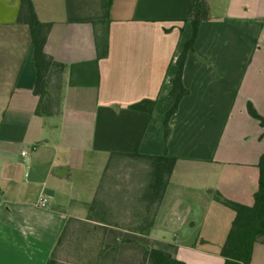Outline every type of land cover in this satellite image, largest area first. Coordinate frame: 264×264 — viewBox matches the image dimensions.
<instances>
[{
  "label": "crops",
  "instance_id": "obj_1",
  "mask_svg": "<svg viewBox=\"0 0 264 264\" xmlns=\"http://www.w3.org/2000/svg\"><path fill=\"white\" fill-rule=\"evenodd\" d=\"M30 1L50 24L44 51L65 71L58 113L36 116L29 28L16 22L19 0H0V264H46L70 219L86 223L66 239L74 231L100 237L90 264H154L145 249L184 264H223L233 213L214 196L252 206L264 154V128L246 110L250 103L264 117V0H205L209 16L182 73L188 94L169 120L166 152L177 161L151 213L136 208L146 166L128 156L164 153L191 0ZM105 29L108 51L98 58ZM144 100L154 101L151 114L131 108ZM130 164L142 174L141 184L130 168L122 179L134 185V199L123 192L108 200L105 219L120 223L95 228L90 204L110 172ZM41 193L45 209L37 206ZM143 219L153 221L149 233L128 227ZM249 264H264V238Z\"/></svg>",
  "mask_w": 264,
  "mask_h": 264
},
{
  "label": "trees",
  "instance_id": "obj_2",
  "mask_svg": "<svg viewBox=\"0 0 264 264\" xmlns=\"http://www.w3.org/2000/svg\"><path fill=\"white\" fill-rule=\"evenodd\" d=\"M208 16V7L205 0H191V13L188 17V21L191 24V35L189 39L184 42L182 50L175 61L176 71L170 80L171 88L169 95L172 97L173 103L170 109L165 113L163 120L164 153L160 156L139 154L128 156L132 159L139 160L146 166L147 172L144 184L137 196L138 203L142 201L143 207H140V205L136 207L141 208L145 213H151V204L157 206L160 203L177 161L176 158L168 156L166 152V144L170 134L169 120L177 111L181 99L188 94V90L182 83L184 64L187 54L193 51L194 42L201 24L208 19ZM16 22L27 25L30 32L35 68L33 93L38 97V103L34 113L39 117L56 115L61 104V78L65 71V66L56 63L44 51L50 24L42 23L38 20L30 0H19ZM96 48L98 58L106 57L108 51L106 29L96 38ZM153 107L154 101L148 100L131 106L133 109L145 111L148 114L152 113ZM246 110L249 116L258 121L259 125L264 128V117L260 116L250 103H247ZM114 156L115 154L110 155L108 164L111 163V159ZM257 168L258 183L257 190L253 195L252 206H246L227 200L219 193H216L214 196L218 203L225 206L233 213V219L225 242L220 249V256L224 259L223 264H249L254 245L264 238V154L260 156ZM107 213L108 209L106 202H102L99 199V195H97L90 204L88 220L100 224L99 226L94 225V227L99 230L105 229L103 225H119L120 222L107 221L105 219ZM75 222L78 223L79 221L70 219L66 222L46 264H57L56 258L59 251L58 249L65 241V234L68 229L76 225ZM82 223L86 222H79L77 227ZM152 223V219L149 221L143 219L129 223L128 227L134 232L147 234L152 228ZM144 258L154 264H184L168 254L149 249H145ZM91 262L92 260L89 255L84 264H90Z\"/></svg>",
  "mask_w": 264,
  "mask_h": 264
},
{
  "label": "rangeland",
  "instance_id": "obj_3",
  "mask_svg": "<svg viewBox=\"0 0 264 264\" xmlns=\"http://www.w3.org/2000/svg\"><path fill=\"white\" fill-rule=\"evenodd\" d=\"M129 164V163H128ZM131 166V167H130ZM130 166H127V168L124 172L123 167L118 169H113L110 172L109 179L107 177L106 181L102 184L101 190L99 193V199L102 202H108V200L117 199V194H125L127 198L134 199V193L133 190L134 185L127 181H122V179H127V176H129V168L131 170V178L137 177V181L139 184H141L142 174L138 176L136 173L132 172L134 170V165L130 164ZM129 184V185H128ZM119 187H122L124 190L120 189ZM119 188V189H117ZM129 194L130 197L127 195ZM113 196V197H112ZM223 210H226L229 212L230 210L227 209L225 206L220 205ZM78 227H72V229ZM78 231H74V233L67 237L65 239L63 246L65 248L60 249L57 253V264H84L85 260L88 259V256L91 254V251L95 249V245L99 243L100 237L92 236L89 234V231H86V235H79L77 234ZM98 240V241H97Z\"/></svg>",
  "mask_w": 264,
  "mask_h": 264
},
{
  "label": "built area",
  "instance_id": "obj_4",
  "mask_svg": "<svg viewBox=\"0 0 264 264\" xmlns=\"http://www.w3.org/2000/svg\"><path fill=\"white\" fill-rule=\"evenodd\" d=\"M35 148L32 147V150H34ZM28 154V152L26 150H23L20 152V155L21 156H26ZM37 206L40 207V208H47L48 207V198L45 194L41 193L38 197V200H37Z\"/></svg>",
  "mask_w": 264,
  "mask_h": 264
}]
</instances>
